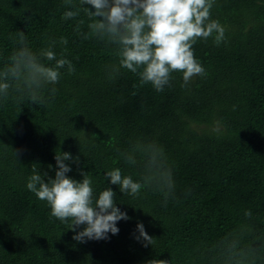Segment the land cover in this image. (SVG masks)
Instances as JSON below:
<instances>
[{
    "label": "trees",
    "instance_id": "trees-1",
    "mask_svg": "<svg viewBox=\"0 0 264 264\" xmlns=\"http://www.w3.org/2000/svg\"><path fill=\"white\" fill-rule=\"evenodd\" d=\"M86 7L94 11L80 0H0V83L9 84L0 94V264H264V0H214L225 39L193 45L206 75L185 86L173 72L163 91L121 65L120 45L91 31ZM28 56L46 67L67 59L75 71L65 65L57 83L30 84ZM17 62L20 75L5 78ZM61 152L79 158L65 161L66 175L88 173L94 199L116 193L129 217L118 234L77 242L71 221L27 188L35 173L55 177ZM116 168L141 184L138 195L111 184L105 173ZM138 223L152 245L137 239Z\"/></svg>",
    "mask_w": 264,
    "mask_h": 264
},
{
    "label": "clouds",
    "instance_id": "clouds-1",
    "mask_svg": "<svg viewBox=\"0 0 264 264\" xmlns=\"http://www.w3.org/2000/svg\"><path fill=\"white\" fill-rule=\"evenodd\" d=\"M68 3L71 0H67ZM90 18H95L89 25L91 31L101 37L107 36L120 45L121 65L132 72L141 71L142 83H151L157 91H163L172 79V73L183 74L185 86L194 76L206 75V70L195 57L193 45L197 39L213 37L216 44L225 39V29L219 21L211 19L214 0H80ZM79 13L67 11L64 18H74ZM83 23V21H81ZM66 44L67 40L62 39ZM26 55L22 52L21 56ZM48 60H56L55 53L48 50ZM67 65L69 72L75 69L67 59L56 61L55 67H46L28 56L25 68L30 73V84L41 82L55 84L60 78V69ZM20 75V63L17 62L3 75L7 78ZM8 83H0V94L6 95ZM34 102V101H33ZM16 155V154H15ZM55 177L33 174L27 188L34 192L41 201H46L51 208V215L61 222L71 221L72 237L77 242L86 240L108 239V234H118L117 222L128 220L115 202L116 193L106 188L94 199L93 181L88 173L81 172L82 181L67 176L72 169L65 161L79 162L69 152L55 156ZM52 166L49 165V168ZM112 185H118L121 193L138 195L141 184L131 176H123L119 168L105 173ZM47 178V179H46ZM250 215V212H246ZM84 226L81 231L77 228ZM139 236L152 245L153 237L148 235L143 223L137 224ZM147 264H170L165 259H152Z\"/></svg>",
    "mask_w": 264,
    "mask_h": 264
}]
</instances>
